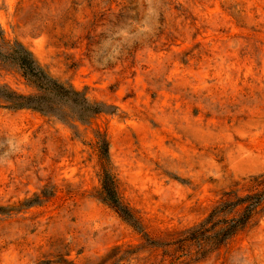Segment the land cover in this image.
Listing matches in <instances>:
<instances>
[{"label":"rangeland","instance_id":"374dc122","mask_svg":"<svg viewBox=\"0 0 264 264\" xmlns=\"http://www.w3.org/2000/svg\"><path fill=\"white\" fill-rule=\"evenodd\" d=\"M23 50L101 113L50 96L54 116L0 96V264H264V202L220 248L178 243L215 206L264 191V127L233 130L247 118L216 98L220 84L244 86L243 97L264 87V0H0L1 94H40L11 59ZM171 93L188 96L191 120H211L217 101L231 130L197 136L209 166L178 155ZM103 141L140 231L101 198ZM10 247L19 254L4 259Z\"/></svg>","mask_w":264,"mask_h":264},{"label":"trees","instance_id":"16d2710c","mask_svg":"<svg viewBox=\"0 0 264 264\" xmlns=\"http://www.w3.org/2000/svg\"><path fill=\"white\" fill-rule=\"evenodd\" d=\"M11 59L18 67L21 76L40 93L28 96L12 92L0 93V96L14 108H33L55 116L47 100L52 96L59 101L73 103L81 116L91 118L101 113L97 106L90 105L78 92L50 77L27 50L14 51ZM96 151L101 165V198L133 229L140 231L138 220L118 195L116 180L109 168L108 143L106 141L98 143ZM263 202L264 191H261L236 195L235 200L215 206L203 221L190 230L188 236L178 241L179 248L183 249L185 245L191 244L201 246L205 243L220 248L252 221Z\"/></svg>","mask_w":264,"mask_h":264},{"label":"bare ground","instance_id":"6f19581e","mask_svg":"<svg viewBox=\"0 0 264 264\" xmlns=\"http://www.w3.org/2000/svg\"><path fill=\"white\" fill-rule=\"evenodd\" d=\"M193 77L198 78L199 73H193ZM186 85L188 88L193 90H197V88H206V90L210 89V86L208 84ZM220 88L221 93L216 95V98L220 102L224 103L226 99L231 97V101L229 100V102L225 106L226 110H228V112H231L235 109H237L238 111L240 109L244 113V116L247 118L237 121L238 123L236 127L233 128V130L237 132L240 131V134H242L244 131L252 128H255L258 131L261 127H264V122L254 119L255 115L259 116L261 114H264V87L260 88L256 87V85L249 87L251 95H249L248 97H243L242 91L244 86L239 84H220ZM184 98L180 100L177 93H171L163 102L164 106L167 107L172 114L174 113L172 120L179 124V126H174L173 129L176 130V133L182 132L185 136L184 140H182L180 145L178 146V155L189 159L191 162L198 161L200 165L206 164L207 166H209L212 163V154L206 145L203 146L204 150L202 152H196V146L199 143L196 141L197 136L201 133H204L205 131H222L227 134V131H230L231 129L224 124L222 115L215 113L217 107L214 105L217 104V101L213 97L212 101L214 102V104L211 105L213 110V118L208 121H204V119L202 118L191 120L188 117V96H184ZM186 125H190V128ZM257 135L258 134L253 133L247 137H241L243 138L245 144L255 146L258 141ZM232 136L234 135L228 134L226 138L230 143H235ZM236 142L239 143L238 141ZM157 143L158 145H162L163 141L159 140ZM240 144L243 145L242 143H239L238 145ZM205 174L206 171H202L201 173H199L197 177L198 181L204 186L205 189H211L212 187L206 184ZM10 233H13V231H10ZM12 236H14V234H12L11 237ZM18 254L19 251L16 249V247H10L6 251V253L2 255V257L4 259L16 258Z\"/></svg>","mask_w":264,"mask_h":264}]
</instances>
